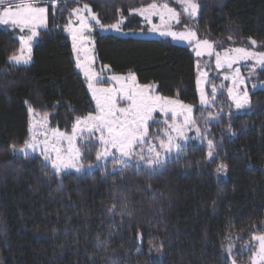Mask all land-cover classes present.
I'll list each match as a JSON object with an SVG mask.
<instances>
[{
  "label": "trees",
  "instance_id": "obj_1",
  "mask_svg": "<svg viewBox=\"0 0 264 264\" xmlns=\"http://www.w3.org/2000/svg\"><path fill=\"white\" fill-rule=\"evenodd\" d=\"M152 1L61 0L55 19L48 5L47 28L39 30L28 65L8 62L21 46L22 32L0 26V264H225L224 249L234 238L241 237L236 243L244 246L251 240L249 233L260 230L264 89L250 87V107L234 113L228 88L218 86L212 63L208 91L211 99L215 86V105L201 107L199 57L170 39L93 31L98 63L108 65L111 72H135L141 84H155L160 95L195 106L197 119L216 112V120L207 124L208 139L215 145L214 162L207 157V144L194 139L162 174L148 176L134 168L112 172L109 162L107 170L69 171L57 178L42 157L23 156L9 148L22 146L29 136V105L47 113L51 126L65 132H70L76 116L95 109L63 27L73 10L88 4L103 25L123 20L125 32L139 31L146 25L134 10ZM198 2V15H182L179 27L187 25L220 51L245 47L248 37L264 51V0ZM258 81H264V68L252 80ZM84 162L95 163V152ZM221 163L228 167L217 173ZM113 203L116 212L126 203L133 215L110 213ZM137 228L143 233L140 244ZM149 240L162 242V252L149 251ZM101 242L106 243L98 247Z\"/></svg>",
  "mask_w": 264,
  "mask_h": 264
},
{
  "label": "snow or ice",
  "instance_id": "obj_2",
  "mask_svg": "<svg viewBox=\"0 0 264 264\" xmlns=\"http://www.w3.org/2000/svg\"><path fill=\"white\" fill-rule=\"evenodd\" d=\"M49 7L52 8L53 19H55L56 6L61 0H46ZM183 5V11L189 17H196L201 8L198 0H174ZM49 7L37 6L35 0H0V24L10 25L13 28H19L21 32L27 34L19 36L20 48L17 52L8 57V62L13 66L28 65L31 60L32 41L36 39L40 32L38 29H46L48 24ZM141 16L149 20L152 16H157L162 23L171 20L175 24H180V12L176 8L170 7L168 2L158 4L149 3L143 8L135 9ZM88 4H84L82 9H74L73 14L78 22L75 26L69 20V23L63 27L70 33L73 42V51L75 53L83 52V58L76 56V67L81 68L88 80L87 87L91 91L95 100L94 111H89L86 115L76 116L71 125L70 132L61 131L58 127H49V115L47 113L40 116L39 120L33 119L29 125V136L22 146L11 144L9 146L13 153H23L25 156L37 154L42 157V162L46 168H50L53 174L60 178L61 174H67L70 170L82 174L93 167L107 170L110 162L112 172L123 173L127 168H134L138 172L143 171L148 176L162 174L166 170L169 161H179L183 149L187 142L192 139H199L203 142L207 136V128L204 133L197 125V121L192 116L193 105L184 104L178 99L160 95L155 91V84L138 82L135 72L130 71L126 75H112L111 81L116 82L118 86L103 87L97 86L106 83L100 79V73L93 70L92 65L95 62L94 55L89 53L86 43H91L90 34L92 24L89 19L95 21L102 29L105 28L96 14L84 15L81 13H90ZM107 25V28L120 31V23ZM184 31L165 30L160 31L155 25L151 31L159 32L161 36H168L174 40L187 41L194 43L195 55L201 57L207 55L215 57L217 68H232L233 63L245 61L248 59H258V62L264 64V51L255 52L246 47L224 48L223 58L221 52L216 51L213 42L209 39H200L196 31L188 30L184 25ZM89 35H85V33ZM231 41L232 37L229 36ZM251 45H257V40L248 37ZM264 46V45H262ZM108 68V65H104ZM199 69V64H197ZM237 74L239 69H236ZM207 72L201 71L199 77L206 78ZM198 77L197 84L200 86V104L205 107L215 105L216 88L212 87V98L209 99L203 84L205 80ZM225 79L229 77L225 76ZM235 82V78H233ZM240 83H243L241 80ZM229 96L235 103L237 109L250 107V100L247 92L243 97L233 93V89H228ZM27 104L28 102L25 101ZM59 103V102H57ZM30 114L35 113V109L29 105ZM156 115L164 117L157 120ZM230 115V114H225ZM181 118L180 123H176L177 117ZM215 116L212 112L208 113L204 119L207 125L210 119ZM172 123H169V121ZM219 122V121H217ZM150 124H162L163 128L150 132ZM35 129V131L33 130ZM195 129V137L187 135L188 131ZM231 132V130L229 129ZM235 135V133H231ZM77 141L83 145V151ZM98 146V148H97ZM214 141L207 139V157L210 161H215ZM95 152L96 164H85L84 157L91 156ZM227 164L221 163L217 168V173L227 169ZM151 190V185H148ZM117 205L113 203L108 209L110 213L120 216L131 217L133 213L127 210V204L121 211L116 212ZM136 227V225H130ZM256 229V225L252 226ZM259 231L249 233L251 241L245 247L252 252L251 264H264V221L259 224ZM143 233L137 228V243L143 242ZM230 239V237H229ZM241 239V237H237ZM106 242H101L97 246H102ZM149 251L153 249L157 253L163 250V243L159 245L148 241ZM234 245L229 243L224 251L228 254L225 264H236L231 259ZM141 251V249H137Z\"/></svg>",
  "mask_w": 264,
  "mask_h": 264
},
{
  "label": "rangeland",
  "instance_id": "obj_3",
  "mask_svg": "<svg viewBox=\"0 0 264 264\" xmlns=\"http://www.w3.org/2000/svg\"><path fill=\"white\" fill-rule=\"evenodd\" d=\"M171 1V2H170ZM152 2H156L158 4H161V3H164V2H168L169 3V6L170 7H173V8H176L178 12H180V21H181V16L182 15H185L186 17H189V15L183 11V5H180L178 2H174V0H153ZM151 2V3H152ZM170 3H173L174 5H171ZM60 5V3L56 6L58 7ZM145 7V6H144ZM82 7H80L79 9H82ZM143 8V7H142ZM78 9V8H77ZM91 9V8H90ZM137 13V12H136ZM81 14H84V15H89V17L91 16V14H93V11L91 9V12L90 13H81ZM138 15H140L139 13H137ZM141 16V15H140ZM143 21H144V26L146 27V29H143V30H139V31H129V32H125L122 27H121V23H120V31H117L115 29H110V28H107L105 25V28H101L99 25H97L95 23V21H92L91 19H89V23L92 24V32L90 34V41L91 43H86L85 44V47L88 48L89 50V53L91 55H94L95 57V62L94 64L92 65V68L94 71L100 73V79L102 81H106V83H101L100 85H97V86H103V87H108V86H112V87H116L118 86L116 84V82L114 81H111L109 79V77H111L112 75H126V74H117V73H113L111 72V68L108 67V68H104L103 66L104 65H101V64H98V60H97V56H96V46H95V39L93 37V31L94 30H98L101 34H114V35H118V36H134V37H139V38H149V39H162V38H166V39H170L171 41L175 42V43H178V44H181V45H184V46H188L190 47L191 49H193V51L195 52V47H194V43L190 44L189 42L187 41H181V40H174L172 39L171 37H168V36H161L159 34V32H154V31H151L152 27L155 25L160 31H165V30H173V31H184V27H179L178 24H175L173 21L169 20L167 21L166 23H162L160 21V19L157 17V16H152L151 19H150V22L148 19L145 18V16H141ZM192 18V17H191ZM73 22V25L75 26L78 22L76 21L75 19V15L73 14V17L71 19H69ZM123 22V20H121ZM69 23V21H68ZM4 27H10L12 29H19V28H13L12 26L10 25H7V26H4ZM188 30H192L191 28L187 27ZM20 30V29H19ZM67 31V30H66ZM194 31V30H192ZM21 32V31H20ZM68 32V31H67ZM27 34L26 32H22L21 35H25ZM69 36L71 37L70 33L68 32ZM20 35V36H21ZM85 35H89L87 32L85 33ZM73 43V42H72ZM33 46H34V43H32V49H33ZM214 47V45H213ZM246 48H249L250 50L252 51H255V52H259L260 50L258 49V46L257 45H251L250 41H249V45H246L245 46ZM215 48V47H214ZM216 49V48H215ZM216 51H219L221 52V57L223 58V51H220V50H217ZM77 55H80L82 58L84 56V53L83 52H80V53H76V56ZM31 56H32V51H31ZM32 62V60H31ZM30 62V63H31ZM29 63V64H30ZM213 63L214 67L216 68L215 70V78L219 79V84L218 86H220L221 88L222 87H226L228 89H233V93L239 97H243V93L244 92H247L248 94V99L250 100V96H249V90H250V87L251 89H255V88H259V89H264V81H258L256 82L255 84L252 82V80L256 77L257 75V72L259 71V69L261 68H264V64H261L258 62V59H248V60H245V61H238L236 63H233L232 65V68H227L226 66L225 67H221V68H217L216 67V64H215V57L212 56V57H209L207 55H204V56H201L199 57V69H198V77H199V73L201 71H204V72H207V77L206 78H203V77H199L202 81L206 79V83L203 84V87L205 88L206 90V93H207V96L208 98L210 99L209 97V91H208V86L211 84V72L210 69H209V66H211ZM79 71L82 73V76L83 78L85 79L86 81V84H88V80L87 78L85 77L84 75V72L81 68H78ZM236 69H239V73L237 74L236 72ZM227 76L229 77L228 79H225L224 77ZM233 78H235V82L233 80ZM243 81V83H240V81ZM139 82V81H138ZM140 83V82H139ZM198 85V84H197ZM88 88V87H87ZM89 90V89H88ZM155 91H156V88H155ZM157 92V91H156ZM228 92V91H227ZM89 93L92 97V94H91V91L89 90ZM198 93H199V105L201 106L200 104V86H198ZM228 96H229V92H228ZM174 99H178L177 97H173ZM229 99L232 103V111L234 113H239L241 112L243 109H237L235 107V103L234 101L232 100V98L229 96ZM92 100H93V104H94V108H95V100L93 99L92 97ZM179 100V99H178ZM181 101V100H180ZM183 102V101H182ZM184 104H188V103H185L183 102ZM201 107H205V106H201ZM194 112H195V106H193V111H192V116L193 118L197 121V125L201 128V132L204 133L205 131V128H207V125L204 124V119L207 118L208 116V113L202 117H200L199 119H197L194 115ZM215 116L214 119H210L209 123L210 122H213L216 120V112H212ZM43 114H40L38 112H35L33 114H30V122L33 120V119H36V120H39L40 116H42ZM155 118L157 120H162L164 119L163 116L161 115H156ZM181 122V118L178 116L176 118V123H180ZM169 123H172V121L170 120ZM48 126L51 128V124H50V116H49V123H48ZM151 126L153 128H151ZM163 128V125L162 124H150V132L151 131H155L157 129H161ZM35 131V129H33ZM209 129L207 128V133H208ZM30 134V133H29ZM187 135L188 136H191V137H195L196 133H195V129H192L191 131H188L187 132ZM207 139H208V134L206 136V139L202 142V143H206L207 144ZM194 140V139H192ZM192 140H189L187 142V145L189 143H191ZM199 142H201V140L199 139H195ZM78 145L81 147V150L83 151V145L80 144L79 141H77ZM17 154H20V155H23V153H19L17 152ZM34 155V154H33ZM83 162H84V159H83ZM85 163V162H84ZM97 162L93 163L92 165H95ZM87 165V164H86ZM95 169V167H93L92 169H88V170H93ZM70 171H74V170H70ZM236 240L237 238L233 241H231L230 243L234 245L233 247V251H232V256H231V259H234L236 264H251V257H252V254L248 257H245L243 256L244 254H246L247 252H249L247 250V248L242 245H238L236 243ZM253 243L255 244L256 242L255 241H251L249 240L247 243ZM246 243V244H247ZM226 255L228 256V254L226 253Z\"/></svg>",
  "mask_w": 264,
  "mask_h": 264
},
{
  "label": "built area",
  "instance_id": "obj_4",
  "mask_svg": "<svg viewBox=\"0 0 264 264\" xmlns=\"http://www.w3.org/2000/svg\"><path fill=\"white\" fill-rule=\"evenodd\" d=\"M35 3L37 6H48L49 4L46 2V0H35ZM0 26H7L4 24H0Z\"/></svg>",
  "mask_w": 264,
  "mask_h": 264
},
{
  "label": "crops",
  "instance_id": "obj_5",
  "mask_svg": "<svg viewBox=\"0 0 264 264\" xmlns=\"http://www.w3.org/2000/svg\"><path fill=\"white\" fill-rule=\"evenodd\" d=\"M40 7H45V6H40ZM39 30H41V29H38V31ZM39 37V36H38ZM38 37L36 38V39H34L33 41H32V43H36L37 42V40H38ZM70 39H71V37H70ZM71 41H72V39H71ZM72 46H73V43H72ZM74 57H75V61H76V53L74 52ZM98 63V62H97ZM99 64V63H98ZM78 68V67H77ZM79 70V69H78ZM82 74V73H81ZM157 91V90H156Z\"/></svg>",
  "mask_w": 264,
  "mask_h": 264
}]
</instances>
